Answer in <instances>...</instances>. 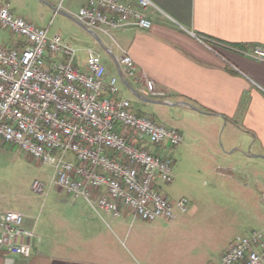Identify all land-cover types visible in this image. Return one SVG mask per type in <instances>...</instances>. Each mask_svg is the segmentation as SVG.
Returning a JSON list of instances; mask_svg holds the SVG:
<instances>
[{
  "label": "built area",
  "instance_id": "built-area-1",
  "mask_svg": "<svg viewBox=\"0 0 264 264\" xmlns=\"http://www.w3.org/2000/svg\"><path fill=\"white\" fill-rule=\"evenodd\" d=\"M64 10L94 32L110 29H149V0H86L76 12ZM0 25L20 37V47L0 45V140L12 144L39 163L53 168L52 182L72 198L82 197L96 212L133 218L173 220L176 210L187 211L185 198L171 201L159 191L172 181V162L162 154L182 142V134L148 115L138 114L127 98H117V86L104 79L105 68L96 50L85 49L83 67L77 64V47L48 27L36 26L15 15L9 3H0ZM209 49L220 44L206 36L195 37ZM243 56L264 62V44L230 45ZM232 67H234L232 65ZM123 76L136 77L130 55L119 59ZM235 68V67H234ZM146 93L163 98L153 82L142 77ZM69 157V158H68ZM31 189L44 193L39 181ZM98 191L94 198L92 191ZM20 212L0 216V251L6 264L12 257H28L35 238L22 225ZM208 264H264V231L236 235L217 261Z\"/></svg>",
  "mask_w": 264,
  "mask_h": 264
},
{
  "label": "crops",
  "instance_id": "crops-1",
  "mask_svg": "<svg viewBox=\"0 0 264 264\" xmlns=\"http://www.w3.org/2000/svg\"><path fill=\"white\" fill-rule=\"evenodd\" d=\"M149 1L156 6L146 9L152 21L149 29L125 27L106 35L77 22L94 37V41L86 39L95 46L90 48L108 56L104 55L102 64L104 79L118 87L113 96L127 98L123 96L126 88L133 94V106L139 101L157 102L146 93L142 82L145 76L169 104L182 108L191 119V132L214 152L243 155L244 163L262 167L264 62L249 59L228 46L264 44V0ZM3 2L9 0H0ZM9 5L15 15L23 17L16 6ZM196 36L210 37L220 44L211 50ZM0 45L20 47L22 42L9 31ZM124 54L131 56L137 78L121 74L119 59ZM84 61L77 57L79 66L83 67ZM187 122L175 128L182 140L190 128ZM5 147L10 144L0 140V152ZM92 195L95 198L98 191L93 190ZM68 196L63 210L42 220H32L30 213L20 208H0V216L9 210L20 212L23 227L35 234L30 255L14 256L10 264H130L136 253L146 256L158 246L162 229H173L172 220L143 221L133 218L127 208L114 217L96 212L82 197ZM4 197L0 190V202H6ZM3 256L0 251V264H6Z\"/></svg>",
  "mask_w": 264,
  "mask_h": 264
},
{
  "label": "rangeland",
  "instance_id": "rangeland-1",
  "mask_svg": "<svg viewBox=\"0 0 264 264\" xmlns=\"http://www.w3.org/2000/svg\"><path fill=\"white\" fill-rule=\"evenodd\" d=\"M81 2L64 0L63 6L76 12ZM9 3L16 6L30 23L48 27L49 35L58 34L77 47L78 57L85 58L84 49L95 48L91 42L94 37L72 15L64 10L55 11L56 1L9 0ZM109 32L113 33L114 29ZM8 35L9 30L0 27V39H7ZM99 54L104 63V55L107 59L108 56L104 52ZM123 89V96L134 102L131 100L133 94ZM149 99L157 102L134 104L138 114L151 116L173 128L188 121L190 128L183 134L182 142L162 149V154L172 162L173 177L171 182L159 187L160 193L171 201L185 198L188 208L185 212L176 210V218L171 222L173 229H162L158 246L146 256L136 253L130 264H208L217 261L236 235L253 229L264 231V165L246 164L243 155L214 152L191 132V119L183 114L180 106L161 99ZM53 173L50 165L36 162L12 144L2 148L0 190L7 199L0 202V208H20L30 213L34 221L53 212L58 214L70 197L52 182ZM35 180L44 185L43 194L31 189Z\"/></svg>",
  "mask_w": 264,
  "mask_h": 264
}]
</instances>
